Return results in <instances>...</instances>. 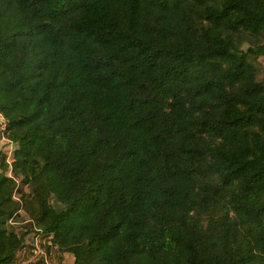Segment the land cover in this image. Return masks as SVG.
Masks as SVG:
<instances>
[{
	"label": "trees",
	"instance_id": "obj_1",
	"mask_svg": "<svg viewBox=\"0 0 264 264\" xmlns=\"http://www.w3.org/2000/svg\"><path fill=\"white\" fill-rule=\"evenodd\" d=\"M259 56L264 0H0L12 173L50 246L72 264H264ZM7 168L0 264L28 232Z\"/></svg>",
	"mask_w": 264,
	"mask_h": 264
},
{
	"label": "rangeland",
	"instance_id": "obj_2",
	"mask_svg": "<svg viewBox=\"0 0 264 264\" xmlns=\"http://www.w3.org/2000/svg\"><path fill=\"white\" fill-rule=\"evenodd\" d=\"M246 46H247V44H244V47H246ZM254 63L257 67L258 79L264 81V56L257 57L254 60ZM7 145H8V143L7 142L4 143V140H2L0 138V169H1L2 165L7 166L8 167L7 169H9V165L5 160L6 159L5 148ZM11 175H14V177L17 178V180L20 183L17 191H14L16 194V198L14 196V193H13V198L20 203V207H21L23 204V196L30 192V186L23 181V175H17V174H14V172L13 173L11 172ZM52 203L54 206L60 205V203L55 201L54 198H52ZM19 215L20 216L15 218L14 220L16 221L17 232L19 234L24 233L28 230V232L25 233L24 240L32 241L34 235H36L38 233L42 234L43 237L45 236V234L43 232L35 231L34 220H33V218H31L30 216L27 215V212L23 207H21L19 209ZM49 237H50L49 235L45 236V239H43V241H44L43 245H44V248L51 254L52 260L55 262V264H70L69 258L64 257L62 253H60L55 248H52V246H50L49 241L51 238H49ZM30 259H32V253L31 252L28 254L18 253V255L16 256L15 262L12 264H35L34 261H36V260L32 261Z\"/></svg>",
	"mask_w": 264,
	"mask_h": 264
},
{
	"label": "built area",
	"instance_id": "obj_3",
	"mask_svg": "<svg viewBox=\"0 0 264 264\" xmlns=\"http://www.w3.org/2000/svg\"><path fill=\"white\" fill-rule=\"evenodd\" d=\"M7 119L3 112L0 109V138L4 140V143H8V145L5 148V155H6V162L9 165V175H11L12 172V162L14 160V154L16 151V143L12 141L8 136L6 135V130H7ZM17 185L15 191H17L19 187V181L17 178H15ZM14 196L16 198V194L14 192ZM35 231L41 232L40 229L37 227L34 228ZM43 239H45L42 234H36L34 235L32 241L25 240L24 246L20 249V252L18 253H25L26 252H31L32 253V261L35 262V264H55V262L52 260L51 254L44 248L43 245ZM33 262V263H34Z\"/></svg>",
	"mask_w": 264,
	"mask_h": 264
},
{
	"label": "crops",
	"instance_id": "obj_4",
	"mask_svg": "<svg viewBox=\"0 0 264 264\" xmlns=\"http://www.w3.org/2000/svg\"><path fill=\"white\" fill-rule=\"evenodd\" d=\"M6 174L9 175V171H8V169L6 170ZM62 254H63L64 257L69 258V262H70V264L73 263V260H74L73 255H71V254L68 253V252H65V253H62Z\"/></svg>",
	"mask_w": 264,
	"mask_h": 264
}]
</instances>
